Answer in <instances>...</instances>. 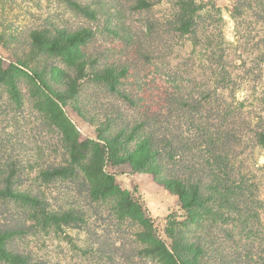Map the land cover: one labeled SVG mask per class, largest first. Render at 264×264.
<instances>
[{
    "label": "trees",
    "instance_id": "16d2710c",
    "mask_svg": "<svg viewBox=\"0 0 264 264\" xmlns=\"http://www.w3.org/2000/svg\"><path fill=\"white\" fill-rule=\"evenodd\" d=\"M62 1L87 17L95 15L88 6ZM150 5L136 0L135 9L147 11ZM230 15L236 45L225 40L215 6L207 10L202 0L171 2L170 18L163 24L170 35V57L182 39L190 43L192 53L182 63L170 64V98L161 110L164 117L124 122L108 110L93 109L90 121L99 125L103 144L81 141L63 107L86 81L115 94L123 102L121 107L126 103L134 108L141 100L119 88L128 66L93 70L98 58L83 49L93 37L91 30L61 32L53 38L48 31L33 32L31 39L39 47L31 57L40 56L39 52L47 55L40 70L26 71L17 64L3 67L0 59V96L20 104V87L28 85L32 109L54 139L44 167L27 170L28 180H22L26 171L0 166V201L19 205L18 213L0 222V259L8 264H41L31 252H13L8 246L15 238L35 239L86 223L83 204L68 201L64 207L52 208L47 201L50 185L67 182L90 204L105 206L115 221L138 227L134 235L138 253L159 264H264V165H247L245 159L248 151L264 149V89L257 86L264 53L249 61L230 55L239 41L244 51L258 46L252 33L255 24L264 27V0H235ZM126 41L133 43L131 38ZM196 51L199 92L193 74ZM48 58L58 59L62 68L49 64ZM244 83L253 84L245 98L238 99ZM73 107L83 119L85 111L79 103ZM138 115L144 117L142 112ZM108 158L128 165L133 173L153 175L177 196L185 220H170L166 230L170 249L156 235L139 199L122 191L115 178L105 173Z\"/></svg>",
    "mask_w": 264,
    "mask_h": 264
},
{
    "label": "rangeland",
    "instance_id": "374dc122",
    "mask_svg": "<svg viewBox=\"0 0 264 264\" xmlns=\"http://www.w3.org/2000/svg\"><path fill=\"white\" fill-rule=\"evenodd\" d=\"M88 6L94 11L93 17H87L73 6L62 0H0V59L3 67L17 64L26 71L43 69L47 55L32 58L39 47L32 39L33 32L48 31L53 37L61 32L73 33L89 29L93 37L84 46L89 56L98 58L95 71L105 67L120 68L128 66L126 76L119 86L126 93L132 94L137 106L132 108L125 103L121 107L115 94L100 91L90 82L82 85L80 92L72 102H68L63 111L76 130L81 141L93 140L103 144L99 139V125L92 123L94 110H108L114 117L124 122H141L147 116L155 115L157 119L163 114L165 100L170 98V64L182 63L192 47L186 39L175 44V53L170 57V35L163 25L170 18L173 0H147V11L136 10V0H68ZM207 10L215 6L222 18V31L227 42L236 45V27L230 12L235 0H202ZM210 10V9H209ZM251 21L255 23L252 17ZM161 24V27L159 26ZM252 33L254 42H259L255 50L244 51L242 42L230 52L231 58L252 60L254 56L264 53V27L255 24ZM148 30L151 32L148 34ZM132 39V44L126 40ZM125 40V41H124ZM238 41V40H237ZM196 66L193 74L200 82L198 52H195ZM171 59V61H170ZM48 63L62 68L58 59L48 58ZM262 80L257 86L264 89V64ZM253 83L242 84L237 93L238 99L245 98L246 90ZM198 89L195 92H199ZM22 99L20 104L0 96V166L12 165L25 172V178L31 177L27 170L43 168L48 149H53L52 134L41 117L32 109L29 86L20 87ZM76 103L85 111L81 119L74 109ZM142 103V104H140ZM139 112L144 117L138 115ZM164 117V114H163ZM114 130L120 127H113ZM63 154V153H62ZM58 156L61 155L59 150ZM247 165L257 162L264 165V149L247 152ZM103 170L111 174L122 191L138 198L151 219L156 235L170 249L171 241L166 233L170 220H185V213L180 208L176 195L166 191L149 173H133L128 165L110 158L104 163ZM34 176V173L33 175ZM47 191V201L52 208L65 206L66 202H79L86 210V223L76 229L63 227L58 233L15 238L8 248L13 252H31L41 264H159L156 260L143 257L134 235L139 231L129 221L117 222L106 212L102 204L90 202L80 196L73 185L56 182ZM0 201V222H6L8 215H14L19 205L5 204ZM11 219V217H9ZM0 264H8L0 259Z\"/></svg>",
    "mask_w": 264,
    "mask_h": 264
}]
</instances>
